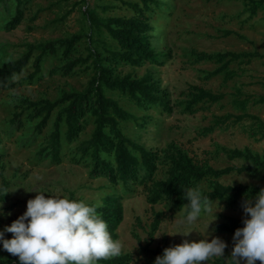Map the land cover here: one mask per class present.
Masks as SVG:
<instances>
[{"label": "rangeland", "instance_id": "1", "mask_svg": "<svg viewBox=\"0 0 264 264\" xmlns=\"http://www.w3.org/2000/svg\"><path fill=\"white\" fill-rule=\"evenodd\" d=\"M133 0H29L22 22L13 30L3 27L12 17L14 5L8 4V11L0 8V66L20 58L27 46H42L57 40L79 37L70 60L86 59L89 47L104 54L106 50H117L105 29L93 21H104L112 17L129 16L124 4ZM162 7L156 9L150 22L153 27L156 48L169 53L170 57L160 67L142 64L139 67L121 65L120 75L127 73L142 76L147 70L155 73L161 90L168 95L172 112L166 113L158 107L140 110L124 95L106 91L136 120L145 118L144 128L134 121L121 122L122 133L131 141L146 149L164 150L175 144L200 164L213 169L227 166L240 167L242 161L230 160L226 150L247 148L264 157V136L259 125L251 117L264 123V104L256 103L264 96V8L255 15L250 13L248 0H158ZM92 16V19L89 17ZM254 54L248 63L235 62L228 70L234 73L225 81L223 74L212 77L218 68L213 61L202 59V55L217 53ZM33 52L32 57L38 55ZM30 64L14 81L19 85L11 90L0 89V184L8 183L6 201L0 203V229L10 224L26 208V201L35 192L44 191L45 196L56 194L71 199L98 203L107 194H121L124 217L117 230V241L122 244V254L130 256V264H152L154 258L143 249H160L167 245L179 244L183 239H201L206 235L208 222L214 219L216 202H211L210 210L202 214L193 225L182 222L183 212L169 214L150 239V224L154 213L167 211L166 205L151 206L146 202L140 188L126 192L121 186L111 187L105 179L89 177L87 160L73 158L70 148H65L59 163L48 156L39 154L44 139L51 131V122L42 135L32 133L36 121L29 120L21 100L56 101L62 92H80L88 84L93 70L91 61L77 65L73 71L63 75L60 70L66 62L58 56L45 55L38 75L29 79L33 72ZM193 87L212 94H222L224 98L215 104L200 103L194 112H186L184 104L194 92ZM244 100L241 109L236 100ZM14 113H22L17 121L11 122ZM248 117L241 122L229 120L217 126L215 122L225 115ZM92 124L80 135L85 140L92 131ZM209 131V129H211ZM63 132V127H61ZM222 185L239 184L252 187L264 186V176L231 174L217 180ZM211 180L203 181L198 187L202 192L210 190ZM13 207L8 209L9 206ZM220 211L209 225L211 235L220 237L227 247L220 260L227 264L232 247V236L216 231V226L227 217L244 218L242 208L233 210L218 201ZM214 229V231H212ZM191 230L188 236L184 232ZM177 233V234H176ZM180 233V234H179ZM11 233H5L10 238ZM147 235V236H146ZM158 235V236H157ZM146 236V237H145ZM145 237V238H144ZM16 256L0 248V260L4 263ZM18 260V259H17ZM243 264V262H241Z\"/></svg>", "mask_w": 264, "mask_h": 264}, {"label": "trees", "instance_id": "2", "mask_svg": "<svg viewBox=\"0 0 264 264\" xmlns=\"http://www.w3.org/2000/svg\"><path fill=\"white\" fill-rule=\"evenodd\" d=\"M29 0H0V8L8 11V4L14 5L12 17L3 26L5 30L15 29L23 20ZM250 13L255 15L264 8V0H248ZM130 11L129 16L112 17L104 21H93L102 26L109 38L116 44L117 50H106L104 54L89 47L86 59L70 60L74 47L79 37L57 40L42 46H27V51L20 58L9 61L0 66V89L11 90L19 85L14 81L30 64L33 52L38 55L32 60L33 72L29 79L35 78L41 70L43 57L49 55L58 56L66 61L59 71L66 75L73 71L77 65H84L91 61L93 74L87 86L80 92H62L56 101L39 100L32 102L21 100L28 112L29 120L36 121L32 133L42 135L44 129L51 122V131L44 139V144L39 154L48 156L54 163L61 161L65 148H70L69 153L73 158L79 157L87 160L89 177L92 179L103 178L111 187L121 186L126 192H132L140 188L145 195L146 202L151 205H166L167 211L154 213L150 224V239L159 229L162 221L169 214L185 212L184 189L199 187L205 180H211L210 190L203 191L205 196L213 201H222L227 208L239 210L242 208L245 197H251L261 187L248 185H222L217 180L231 174L264 176V157L251 152L249 149L226 150L230 160L243 162L240 167L227 166L222 169H213L208 165L200 164L191 158L185 151L175 144H169L166 149H146L128 139L120 129L121 122L134 121L140 128L147 123L145 118L136 120L133 115L124 110L118 102L106 95V91L118 92L124 95L140 110L158 107L166 113L172 112V106L168 95L161 90L159 80L155 73L147 70L142 76L135 77L131 73L120 75L118 68L121 65L139 67L146 63L150 66H163L170 57L169 53L156 48L155 37L152 35L153 27L150 25L156 9H160L162 2L158 0H133L124 4ZM92 19V16L89 15ZM254 54L245 53H217L202 55V59L213 61L218 68L209 74V77L223 74L224 80L233 78L234 73L228 70L229 65L235 62L248 63ZM194 91L190 99L185 102L186 112L193 113L195 106L200 103L215 104L221 101L222 94H212L201 88L193 87ZM237 105L244 109V100H236ZM256 103L264 104V96H260ZM22 113H14L11 122L17 121ZM248 116L246 114L232 116L225 115L217 119L214 126L225 124L229 120L234 123L241 122ZM259 125L264 136V123L256 117H251ZM92 124V131L87 139L80 141V135ZM63 127V132L61 131ZM209 129V131H211ZM8 183L0 184V203L6 201L3 191ZM123 198L121 194L110 193L100 200L97 211L107 222L108 230L114 240H117V230L124 217ZM13 207L9 206L8 209ZM242 219L227 217L216 226V231L222 234L233 235L236 228L242 227ZM160 249L149 250L147 246L143 251L153 258L161 254ZM129 255H120L108 259H101L96 264H130ZM211 264H225L220 260L210 261ZM0 264H19L16 258ZM227 264H232L230 260Z\"/></svg>", "mask_w": 264, "mask_h": 264}, {"label": "clouds", "instance_id": "3", "mask_svg": "<svg viewBox=\"0 0 264 264\" xmlns=\"http://www.w3.org/2000/svg\"><path fill=\"white\" fill-rule=\"evenodd\" d=\"M35 193L26 201L25 211L0 229V248L16 256L19 264H96L122 254V244L112 238L107 222L97 211L98 203L56 194L45 196L44 191ZM184 199L187 204L182 222L187 225L197 223L210 210L212 200L197 187L185 188ZM215 202L218 210L212 213L214 219L208 222L203 238L183 239L164 248L152 264H207L210 259L221 258L225 241L215 235L208 239L209 225L221 210L218 200ZM242 210L243 226L233 232L229 257L232 264H264V188L246 196ZM191 232L181 235L186 237ZM5 233L12 235L5 238Z\"/></svg>", "mask_w": 264, "mask_h": 264}]
</instances>
